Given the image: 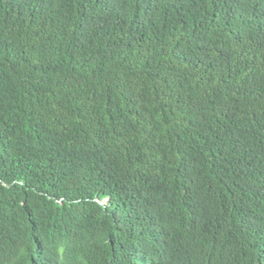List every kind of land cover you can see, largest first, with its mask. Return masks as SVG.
<instances>
[{
	"label": "trees",
	"instance_id": "1",
	"mask_svg": "<svg viewBox=\"0 0 264 264\" xmlns=\"http://www.w3.org/2000/svg\"><path fill=\"white\" fill-rule=\"evenodd\" d=\"M0 264H264V0H0Z\"/></svg>",
	"mask_w": 264,
	"mask_h": 264
}]
</instances>
